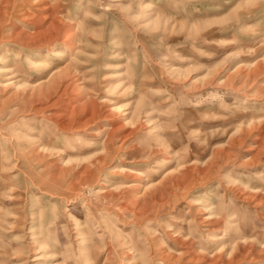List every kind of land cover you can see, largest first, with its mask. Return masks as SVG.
<instances>
[{"label": "rangeland", "instance_id": "obj_1", "mask_svg": "<svg viewBox=\"0 0 264 264\" xmlns=\"http://www.w3.org/2000/svg\"><path fill=\"white\" fill-rule=\"evenodd\" d=\"M0 264H264V0H0Z\"/></svg>", "mask_w": 264, "mask_h": 264}]
</instances>
